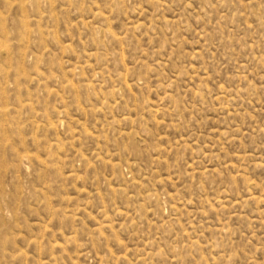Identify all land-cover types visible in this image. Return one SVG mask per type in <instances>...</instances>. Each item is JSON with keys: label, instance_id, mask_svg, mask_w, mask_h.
Wrapping results in <instances>:
<instances>
[{"label": "rangeland", "instance_id": "1", "mask_svg": "<svg viewBox=\"0 0 264 264\" xmlns=\"http://www.w3.org/2000/svg\"><path fill=\"white\" fill-rule=\"evenodd\" d=\"M0 264H264V0H0Z\"/></svg>", "mask_w": 264, "mask_h": 264}]
</instances>
